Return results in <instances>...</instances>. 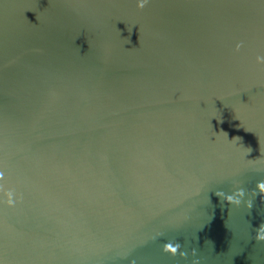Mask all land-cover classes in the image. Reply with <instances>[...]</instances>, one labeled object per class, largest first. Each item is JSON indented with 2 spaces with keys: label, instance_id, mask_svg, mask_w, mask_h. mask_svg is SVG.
Returning a JSON list of instances; mask_svg holds the SVG:
<instances>
[{
  "label": "water",
  "instance_id": "1",
  "mask_svg": "<svg viewBox=\"0 0 264 264\" xmlns=\"http://www.w3.org/2000/svg\"><path fill=\"white\" fill-rule=\"evenodd\" d=\"M137 2L0 0V264H264V0Z\"/></svg>",
  "mask_w": 264,
  "mask_h": 264
},
{
  "label": "clouds",
  "instance_id": "2",
  "mask_svg": "<svg viewBox=\"0 0 264 264\" xmlns=\"http://www.w3.org/2000/svg\"><path fill=\"white\" fill-rule=\"evenodd\" d=\"M147 3H148V0H138L136 7L138 10L143 9ZM239 48H240V45H237L236 50L238 51ZM256 62L258 64H264V57L258 56L256 59ZM225 135H227V133H225ZM233 139H239V138H233ZM250 152H251V148H249L248 154ZM0 176H2V174H0ZM257 194L261 197L262 203H264V180L259 181L255 185V191L252 193V196L255 197ZM215 196L218 197L220 200H223V202L228 205L239 206L241 204L242 199L245 196V192L243 189H238L235 192L228 194V195H225L222 192H216ZM5 204L7 207H12L14 204L13 193L11 191L5 192ZM245 207L248 209H251L252 201L248 200L245 203ZM255 240L257 242H264V223H262L257 228L256 234H255ZM179 249H180L179 243L174 244L172 242H167L162 246V252L172 257H175L177 255ZM192 254L195 255V252L193 251ZM179 255L181 258H184L186 254L184 252H179ZM192 264H199V261L193 260Z\"/></svg>",
  "mask_w": 264,
  "mask_h": 264
}]
</instances>
